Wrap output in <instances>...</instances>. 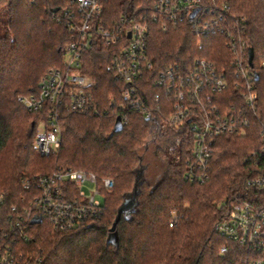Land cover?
<instances>
[{
    "label": "trees",
    "instance_id": "trees-1",
    "mask_svg": "<svg viewBox=\"0 0 264 264\" xmlns=\"http://www.w3.org/2000/svg\"><path fill=\"white\" fill-rule=\"evenodd\" d=\"M155 2L106 0L101 15L112 21ZM215 2L228 4L229 18L237 20L242 39L253 49L257 111L264 118V0ZM72 16H77L74 0H0V192L14 203L25 194L27 180L66 167L92 171L114 185L104 191L103 209L89 226L58 232L43 221L32 230L26 248L41 256L42 264H245L250 253L215 225L229 210L221 208L223 201H251L256 191L246 180L264 171V155L247 159L263 145L255 117L246 133L214 139L208 177L190 180L185 177L190 133L166 130L168 110L146 117L131 108L122 94L126 84L108 69L119 48L95 37L80 56V71L97 83L93 94L98 112L62 111L60 148L49 156L36 152L37 126L46 113L28 112L18 97L36 92L46 70L64 65L65 48L77 38L67 24ZM226 39L220 30L196 33L186 23L164 30L152 22L147 49L153 68L139 82L138 95L166 102L152 80L170 64L188 66L202 57L219 69L228 68ZM118 116L122 129L113 132ZM176 136L184 138L178 145ZM152 146L156 165L161 162L153 175L144 164ZM135 186L133 204L110 232Z\"/></svg>",
    "mask_w": 264,
    "mask_h": 264
},
{
    "label": "built area",
    "instance_id": "built-area-1",
    "mask_svg": "<svg viewBox=\"0 0 264 264\" xmlns=\"http://www.w3.org/2000/svg\"><path fill=\"white\" fill-rule=\"evenodd\" d=\"M74 1L77 16L69 17L67 24L77 33V38L65 48L64 65L46 70L39 77L36 92L18 97L28 112L46 113L34 138L39 155L49 156L60 148L62 111L97 113L99 110L93 94L97 83L80 71V56L95 37L105 46L119 48L108 69L126 84L122 94L131 108L146 117L168 110L166 130L190 133L192 148L191 158L186 160V178L206 179L214 139L246 133L252 117L259 121L263 145L259 151L250 152L247 159L264 155V118L257 111L254 88L256 70L248 61L249 48L240 35L237 20L229 18L227 3L156 0L152 6L137 8L110 21L101 15L106 0ZM195 9L197 12L191 16ZM152 22L164 30L183 23L196 33L220 30L227 36L228 68L219 69L202 57L194 58L188 66L167 65L152 80L166 102H160L158 97L144 100L138 95L139 82L153 68L147 49ZM166 130L161 134H166ZM182 139L176 136L175 143L180 144ZM84 185L90 187L89 192L83 189ZM113 185L112 179L99 178L92 171L66 167L27 180L23 185L25 194L14 203L9 204L0 192V264H42V257L26 248L34 227L43 221L58 232L89 226L103 209L97 195L104 198V191ZM246 186L256 191L251 201L230 204L223 201L221 208L229 210L215 229L250 253L245 264H264V171L249 177ZM226 250V246L220 249Z\"/></svg>",
    "mask_w": 264,
    "mask_h": 264
},
{
    "label": "water",
    "instance_id": "water-1",
    "mask_svg": "<svg viewBox=\"0 0 264 264\" xmlns=\"http://www.w3.org/2000/svg\"><path fill=\"white\" fill-rule=\"evenodd\" d=\"M196 12H197V9H195L192 12L191 16H193ZM248 61H249L250 65H252V62H253V49L252 48L248 49ZM256 79H257V74H256ZM121 129H122V122H121V118L118 116V117H116L115 122H114L113 132H118ZM135 194H136V186L134 187L132 195L127 197L125 199V201L123 202V204L119 207L116 218L110 227V232H114L116 224L120 219L121 212L126 210L127 208H129L133 204Z\"/></svg>",
    "mask_w": 264,
    "mask_h": 264
},
{
    "label": "rangeland",
    "instance_id": "rangeland-1",
    "mask_svg": "<svg viewBox=\"0 0 264 264\" xmlns=\"http://www.w3.org/2000/svg\"><path fill=\"white\" fill-rule=\"evenodd\" d=\"M258 77V76H257ZM153 146H152V148H151V151H149V152H147L146 154H145V157H144V164H145V166H146V168H147V172L149 173V174H151V175H153V172H154V170H158V169H160V165H161V162L160 161H158L157 162V165H156V161H155V159L153 158V154H152V152H153ZM150 175V176H151ZM100 178V177H99ZM83 189L86 191V192H89V190H90V187L88 186V185H84L83 186ZM97 199L98 200H100L102 203H103V197L101 196V195H97Z\"/></svg>",
    "mask_w": 264,
    "mask_h": 264
}]
</instances>
